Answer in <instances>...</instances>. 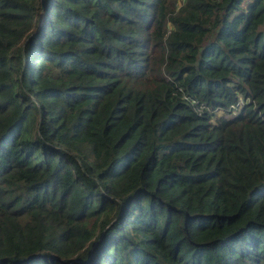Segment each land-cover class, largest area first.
Returning a JSON list of instances; mask_svg holds the SVG:
<instances>
[{
  "label": "trees",
  "instance_id": "1",
  "mask_svg": "<svg viewBox=\"0 0 264 264\" xmlns=\"http://www.w3.org/2000/svg\"><path fill=\"white\" fill-rule=\"evenodd\" d=\"M0 264H264V0H0Z\"/></svg>",
  "mask_w": 264,
  "mask_h": 264
},
{
  "label": "built area",
  "instance_id": "2",
  "mask_svg": "<svg viewBox=\"0 0 264 264\" xmlns=\"http://www.w3.org/2000/svg\"><path fill=\"white\" fill-rule=\"evenodd\" d=\"M240 104H242V101H241V99H238V101L232 107L237 108Z\"/></svg>",
  "mask_w": 264,
  "mask_h": 264
},
{
  "label": "water",
  "instance_id": "3",
  "mask_svg": "<svg viewBox=\"0 0 264 264\" xmlns=\"http://www.w3.org/2000/svg\"><path fill=\"white\" fill-rule=\"evenodd\" d=\"M44 2H45V0H40V7H41V9L43 8Z\"/></svg>",
  "mask_w": 264,
  "mask_h": 264
}]
</instances>
